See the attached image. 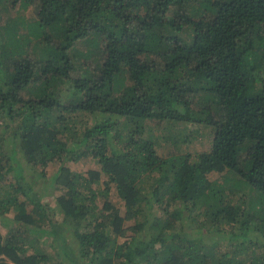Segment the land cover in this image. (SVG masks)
<instances>
[{"label": "trees", "instance_id": "obj_1", "mask_svg": "<svg viewBox=\"0 0 264 264\" xmlns=\"http://www.w3.org/2000/svg\"><path fill=\"white\" fill-rule=\"evenodd\" d=\"M1 2L33 20L0 25V264H264V0ZM148 123L210 148L165 155ZM21 159L56 167L54 206Z\"/></svg>", "mask_w": 264, "mask_h": 264}, {"label": "rangeland", "instance_id": "obj_2", "mask_svg": "<svg viewBox=\"0 0 264 264\" xmlns=\"http://www.w3.org/2000/svg\"><path fill=\"white\" fill-rule=\"evenodd\" d=\"M3 6L7 7L4 8ZM20 11V12H19ZM18 15H22V17L25 19L23 22H19L17 25L18 34H28V29L25 27L27 22L33 20V13H32V7H28L24 10H14L10 4H0V25H3L7 23L11 18H16ZM82 49H88L93 51V56L97 62H100L102 59V52L101 49L95 47L91 42H88L85 44V47ZM259 72H262L264 74V60H260V67ZM20 95L24 97L25 99H28L30 97L28 89L21 90ZM148 128L151 129V132L153 136L156 138L157 143L159 144V150L163 154H170L172 152H189L191 154L200 153L202 151H206L210 148L212 134L210 128L205 127H199L201 132H197L192 128V126H188L186 128H183L179 124H163V125H155L153 123H148ZM193 129V130H192ZM21 164L24 166L25 176L27 177L28 182L32 184V191L35 193V195H38L43 203H47L48 205L54 206V198L55 196L59 195H65L64 188H59V186L52 182L53 173L56 169L55 166L50 165L48 167V171H45L44 175H36L33 173V169L28 165L25 160L21 159ZM68 167L71 169H74L76 171L86 172L90 169L97 168V164L94 162L93 159L89 157H84L76 162H69ZM36 172V171H35ZM37 173V172H36ZM218 173H213L211 175H214L216 177ZM219 182H222V177H219ZM112 200L117 201L118 205L122 207L121 203L116 199V197L112 196ZM33 205L31 202L27 201L26 207L28 210L33 208ZM14 212L8 211L5 213V217L8 219H12L14 216ZM62 215L60 213H57L55 215L56 221L59 222ZM15 222H9V221H1L0 222V233L2 235L6 234L7 231L11 228H14ZM63 232V235L67 238V243L69 244L70 248L74 251L75 255L78 254V250L76 249V239L74 236L66 233L63 230L62 224H57ZM208 238V237H207ZM45 239V240H44ZM209 239V238H208ZM217 238H210L209 242L217 241ZM42 242L46 241L45 244H52L51 248H48L50 252L55 251V248H53L54 239L53 236H47L46 238L42 237ZM41 242V246L43 245ZM225 243V242H224ZM223 244V243H222ZM44 246V245H43ZM45 247V246H44Z\"/></svg>", "mask_w": 264, "mask_h": 264}]
</instances>
